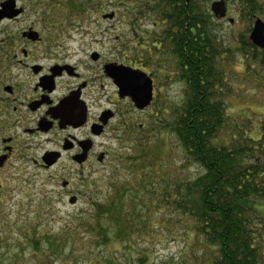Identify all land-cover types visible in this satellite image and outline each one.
<instances>
[{"label": "trees", "instance_id": "16d2710c", "mask_svg": "<svg viewBox=\"0 0 264 264\" xmlns=\"http://www.w3.org/2000/svg\"><path fill=\"white\" fill-rule=\"evenodd\" d=\"M99 1H77L76 17L111 10L126 19L129 31L134 32L132 44L145 48L148 42L146 49H131L133 54L172 63L174 74L183 84V99L172 109L169 132L181 148L182 167L195 166L203 172L195 178L181 179L179 172L165 170L161 164L170 152L159 158L158 153L149 154V146L142 147V156L133 168L141 173L143 191H147L145 179L151 190L158 186V193L153 192L158 203L146 211L139 210L137 201L141 205L139 200L146 194L138 196L140 189L135 181L114 184L111 193L95 200L88 222L81 225L106 252L93 264H152L154 252L148 244L142 246L138 238L148 234L158 237L155 235L166 223V218L158 214L166 208L173 214L167 222L183 220V234L191 236L193 242L188 254L165 264H191L187 259H196L201 247L207 254L202 264H264V218L254 209L258 202L264 203V121L252 124L250 116L227 114L226 100L237 92L231 82L230 49L223 47L215 33V21L223 20L208 13L201 5L203 0H109L103 8L97 6ZM223 1L229 5L228 0ZM261 1L232 0L238 21L247 24L246 32L239 36L238 54L244 56L242 61L248 56V64H243L248 72L255 70L254 63L264 69L261 50L249 40L255 19L264 15ZM144 23L149 27H143ZM256 127L260 132L257 138ZM146 169L150 170L147 176L143 174ZM174 175L181 181L171 180ZM23 233L33 254L70 264L71 253H65L66 243L58 235L35 226ZM112 243L120 250L109 253Z\"/></svg>", "mask_w": 264, "mask_h": 264}, {"label": "flooded vegetation", "instance_id": "af4514ba", "mask_svg": "<svg viewBox=\"0 0 264 264\" xmlns=\"http://www.w3.org/2000/svg\"><path fill=\"white\" fill-rule=\"evenodd\" d=\"M75 4L0 0V203L8 194L24 196L38 172L51 178L54 171L55 180L46 182L74 207L87 200L94 173L109 171L114 178L122 161L119 150L148 146L157 130L170 131L172 63L142 59L131 51L137 46L125 41L109 46L103 37L109 31H77L101 36L89 43L83 37L75 44L64 42L66 32L54 22L75 17ZM144 46L140 49L148 42ZM111 72L120 84L150 94L149 104L137 108Z\"/></svg>", "mask_w": 264, "mask_h": 264}, {"label": "rangeland", "instance_id": "374dc122", "mask_svg": "<svg viewBox=\"0 0 264 264\" xmlns=\"http://www.w3.org/2000/svg\"><path fill=\"white\" fill-rule=\"evenodd\" d=\"M80 1V0H76ZM218 0H203L201 2L202 7L207 9L210 13L211 4ZM104 5L108 6L109 0H104ZM261 1L260 3H262ZM226 17L220 20L218 25L217 39L223 42V47L227 50L230 49V66L233 70L230 75L234 76L231 82L234 84L237 93L230 96L226 100L228 106L227 114L232 117L250 116L252 118L251 123H258L259 120L264 121V69H260V66L254 63V71L248 72V69L243 65L248 64V56L245 58L238 54L241 49L242 39L240 34L245 33L247 24L238 21L237 12L232 4V0H228ZM97 4H102L101 1ZM104 12H96L91 15H85L81 17H73L70 19L59 18L55 20V24H59L61 31H65L62 40L64 42L75 44L82 37L84 41L89 43L90 37H100V34H91L88 36L81 35L77 31H109L108 35H105L107 43H134L131 39V34L134 32L129 31L128 26L122 16L115 15L112 20L102 19L101 15ZM111 13V10L106 14ZM227 18L234 19L235 22L230 24L227 22ZM52 22V20H46V24ZM146 23V22H145ZM143 24V27L148 28L149 24ZM142 27V28H143ZM139 33L142 31H138ZM144 36V34H142ZM244 36H248L244 34ZM94 48L97 46L94 45ZM137 51H140V45L136 47ZM109 54H114L109 50ZM147 55V54H146ZM148 56V55H147ZM149 57V56H148ZM238 62L240 64H238ZM257 73H256V72ZM234 73V74H233ZM183 99V84L178 81L177 77L173 75L171 83V102L172 109L181 104ZM149 123L147 119H143ZM257 130V127L255 128ZM260 132L257 130L255 138L259 136ZM148 145L150 147L149 154L158 153L159 158L166 156L168 152L170 155L161 159L163 168H167L168 171L179 172L182 178H195L203 171L195 166L183 168V154L179 147L177 140L172 133L166 131L159 132L157 130L156 138H151ZM112 150H118V148H111ZM142 147L139 148H123L119 150L117 156H122V161H117V167L112 178L111 173L97 172L94 173L88 186L87 200L82 198L79 203L72 207L68 203V198L59 196L55 191L53 183L46 182L50 179L55 180L54 171H52L51 178L50 173L38 172V179H35L33 183L28 187L26 194L21 196L19 194L7 195L0 203V263L1 264H67V262L57 259L43 258L40 254H33L31 249L27 246V241L24 238V231L28 227H38L39 230L46 232L47 234L58 235L66 243L65 253L70 254L68 262L70 264H93L95 259H99L102 256H106V252H103V248L96 245V240L86 228L81 229V225H85L88 219L93 213L94 208L92 203L95 200L104 197L108 193L112 192L114 184L127 185L129 182H136V186L139 187L138 196L143 192L146 196L143 200H139L141 205L137 201V208L142 211H146L147 207H154L158 202L153 192L158 193V186L154 185L153 189L149 187L148 180L143 182L147 191L142 190L140 184L141 173H135L133 165H137L135 161L142 156ZM119 162V163H118ZM166 162V163H165ZM140 163V162H139ZM100 167L95 168L99 170ZM164 168V169H165ZM165 169V170H167ZM113 170V171H115ZM28 172H32L28 169ZM33 173H36L33 171ZM150 173V170L146 169L145 176ZM10 174L6 173V176ZM57 179V178H56ZM180 178H176V175L171 177V180L181 181ZM151 181V179H150ZM154 180H152L153 182ZM9 180H5V183ZM14 185V183H13ZM52 192H56L54 195ZM85 194V193H84ZM62 198L63 200H58ZM158 199H161L159 197ZM166 208V207H165ZM258 216L264 218V203L258 202L254 207ZM152 215V214H151ZM159 217H165L164 226L161 228V233L155 235L158 237H152L151 234L138 238L139 243L142 246L145 244L151 247L154 252L152 264H165L170 261H177L183 257L184 254H188V248L193 242L191 236L183 234V227L185 225L183 220L174 218L173 221L167 222L168 218L173 217L170 214V209L166 208L161 211ZM171 215V216H170ZM147 216V215H146ZM82 220V221H81ZM177 221V222H176ZM82 222H84L82 224ZM150 222V220H148ZM154 222V221H152ZM87 230V231H86ZM156 231V230H155ZM2 232V233H1ZM158 241L161 244H158ZM120 250V246L116 243H112L108 247V252H114ZM194 253V252H193ZM196 259H187L191 264H202L207 254L204 253L201 247L196 253ZM206 255V256H204ZM15 256L17 258L15 259ZM42 257V259H41ZM118 258L121 255H117Z\"/></svg>", "mask_w": 264, "mask_h": 264}, {"label": "water", "instance_id": "95a60500", "mask_svg": "<svg viewBox=\"0 0 264 264\" xmlns=\"http://www.w3.org/2000/svg\"><path fill=\"white\" fill-rule=\"evenodd\" d=\"M211 13L220 18L223 19L226 17V6L225 2L223 0L215 1L211 4ZM115 17L114 12H111L109 14H104L102 16L103 19H109L112 20ZM233 20L230 21L232 23ZM249 40L250 42L257 48L259 49H264V23L262 22L261 19H256L254 22V25L252 27V30L249 35ZM110 76L116 80V83L118 86L121 88V92H123L126 96H129L132 101L134 102L135 106L139 109H143L146 107L150 100H151V95H142L138 91V87L136 88L135 85L133 84H128L125 82L124 84L119 83V78L114 74L113 72L110 73ZM118 81V82H117ZM74 200H70V203H72Z\"/></svg>", "mask_w": 264, "mask_h": 264}]
</instances>
